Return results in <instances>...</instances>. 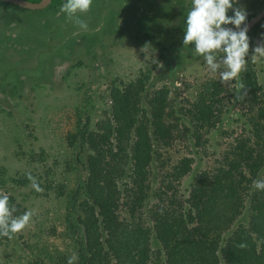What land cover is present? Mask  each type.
I'll list each match as a JSON object with an SVG mask.
<instances>
[{"label":"rangeland","instance_id":"374dc122","mask_svg":"<svg viewBox=\"0 0 264 264\" xmlns=\"http://www.w3.org/2000/svg\"><path fill=\"white\" fill-rule=\"evenodd\" d=\"M234 7L246 9L248 16L264 9V0H238ZM190 8L191 0H93L90 11L80 14L88 24L83 31L66 15L57 16L59 8L13 10L0 1V167L6 180L0 191L11 193L26 211L34 212L19 238L0 242V264H49L74 254L68 226L77 212L69 196H59L55 189L61 184L69 192L79 177V169L67 167L72 154L65 136L75 129L79 110L89 113L91 126L101 118L113 81L133 80L148 70L147 88L167 86L177 111L189 107L202 83L220 81L219 72L211 73L203 58L193 55L194 43L184 48ZM261 27L264 19L248 32L247 61L252 62L257 44L264 43ZM151 37L165 43L166 51ZM146 44L147 55L141 51ZM253 64L264 102V58ZM240 81L239 76L228 86L233 95L216 129L200 132L197 140L191 128L186 137L163 148L151 171L153 191L160 188L171 195L178 187L187 193L193 176L226 168L225 157L233 156L239 142L255 145V118L248 103L236 99ZM259 122L262 125L264 119ZM183 157L192 159L191 170L178 182L171 172ZM28 173L43 191L32 188ZM18 177L26 178L27 185L11 182ZM120 216L134 224L142 214L123 206Z\"/></svg>","mask_w":264,"mask_h":264},{"label":"trees","instance_id":"16d2710c","mask_svg":"<svg viewBox=\"0 0 264 264\" xmlns=\"http://www.w3.org/2000/svg\"><path fill=\"white\" fill-rule=\"evenodd\" d=\"M64 2L52 0L49 7L58 9ZM151 38L166 51L165 43ZM240 79L249 114L255 118V145L239 142L233 156L225 157L226 168L193 176L187 193L178 187L171 195L160 188L153 191V163L160 160L163 148L186 137L191 128L199 140L200 132L219 126L233 95L228 85L205 81L189 107L177 111L170 89L163 85L149 90L150 71H140L133 80L108 86L109 106L93 126L89 113L79 110L75 129L65 136L72 154L67 167L79 169V177L69 192L61 184L55 188L59 196H69L77 212L68 226L77 264H264V192L252 186L264 174V122H259L264 119L263 94L252 62ZM191 162L189 157L180 159L171 172L174 180L180 182ZM4 177L1 166L0 189ZM11 182L25 186L28 181L18 177ZM8 195L17 210L14 215L23 214L26 208ZM123 206L142 214L139 221L126 223L120 216ZM19 237L0 236V242ZM242 243L247 247H239ZM67 260L62 255L49 264Z\"/></svg>","mask_w":264,"mask_h":264},{"label":"clouds","instance_id":"9594fccd","mask_svg":"<svg viewBox=\"0 0 264 264\" xmlns=\"http://www.w3.org/2000/svg\"><path fill=\"white\" fill-rule=\"evenodd\" d=\"M92 3L93 0H66L56 15H66L68 22L87 31L88 24L80 18V14L88 13ZM235 3H238V0H191L183 37L184 48L194 43L193 55L202 57L211 73L219 72L220 82L228 86L237 81L246 69V57L250 49L247 11L242 7H234ZM230 9L234 12L232 16L227 14ZM225 25H234L235 30L224 27ZM149 47L150 45L146 44L141 51L147 55ZM258 58H264V43H258L253 49L252 63H256ZM244 89L242 82L237 83V100L245 99ZM27 179L35 191H43L31 173L27 174ZM252 186L254 190L264 192V174L253 180ZM16 211L15 206L10 204L9 195L0 191V236L11 239L29 225L34 212L28 210L23 214L14 215ZM239 247L245 248L247 245L242 243ZM77 261L78 256L73 254L68 257L67 264H77Z\"/></svg>","mask_w":264,"mask_h":264},{"label":"water","instance_id":"95a60500","mask_svg":"<svg viewBox=\"0 0 264 264\" xmlns=\"http://www.w3.org/2000/svg\"><path fill=\"white\" fill-rule=\"evenodd\" d=\"M5 3H11L14 5H17L18 7L24 8V9H30V10H41L47 8L52 0H40L38 2H33L30 0H0ZM262 19H264V9L260 10L259 12L255 13L253 16H251L248 21V32L251 31L254 26L259 23ZM228 28H233L235 30V26H224Z\"/></svg>","mask_w":264,"mask_h":264},{"label":"flooded vegetation","instance_id":"af4514ba","mask_svg":"<svg viewBox=\"0 0 264 264\" xmlns=\"http://www.w3.org/2000/svg\"><path fill=\"white\" fill-rule=\"evenodd\" d=\"M257 24H258V23H257ZM257 24H256V25H257ZM256 25H255V26H256ZM255 26H254V27H255ZM259 30H260V32H264V27H261Z\"/></svg>","mask_w":264,"mask_h":264}]
</instances>
